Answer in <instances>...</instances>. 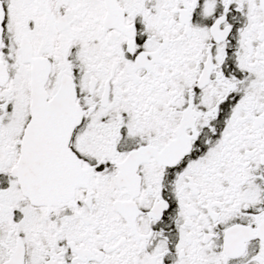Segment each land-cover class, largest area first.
<instances>
[{"label": "flooded vegetation", "instance_id": "1", "mask_svg": "<svg viewBox=\"0 0 264 264\" xmlns=\"http://www.w3.org/2000/svg\"><path fill=\"white\" fill-rule=\"evenodd\" d=\"M0 77V264H264V0H0Z\"/></svg>", "mask_w": 264, "mask_h": 264}, {"label": "water", "instance_id": "2", "mask_svg": "<svg viewBox=\"0 0 264 264\" xmlns=\"http://www.w3.org/2000/svg\"><path fill=\"white\" fill-rule=\"evenodd\" d=\"M2 77V76H1ZM0 77V80H1ZM22 183V182H21ZM23 188L25 189V193L27 196L34 202H45V199L41 198V193H43V190H48L50 188L49 186H44V185H38V184H33V183H23L22 184Z\"/></svg>", "mask_w": 264, "mask_h": 264}]
</instances>
